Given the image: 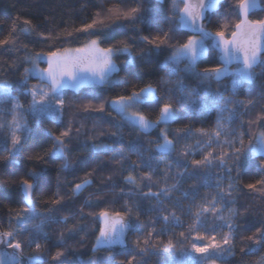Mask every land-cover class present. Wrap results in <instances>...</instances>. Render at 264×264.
<instances>
[{
	"label": "trees",
	"instance_id": "trees-1",
	"mask_svg": "<svg viewBox=\"0 0 264 264\" xmlns=\"http://www.w3.org/2000/svg\"><path fill=\"white\" fill-rule=\"evenodd\" d=\"M234 2L235 0L224 2L219 12L223 14ZM135 6H138L136 0H0V40L10 39L9 44L0 45V81H7L12 85L11 94L19 97L25 108L30 97L26 98L24 89L18 82L24 77V69L31 67L28 57L35 52L83 47L90 39L95 38L90 35L91 31H111V38L105 40L102 37L101 47L125 41L135 55L132 64L125 63L127 54L115 56V62L121 70L113 74L111 83L102 87L88 86L79 90H66V104L61 119L43 118L37 122L28 116L31 131L19 154H11V144L5 146L4 143L8 138V131L0 130V231H8L10 221L13 229L23 227L15 218L17 210L27 207L23 202L19 181L33 170H43L41 183L33 191L37 210L57 221L68 217L66 224L50 223L46 226L45 231L48 232L49 239L39 241L48 249L42 264H128L131 256H136L132 264H174L169 253L160 249L167 245L170 237L178 249H188L192 239L181 245L183 238L179 233L183 231L187 235L189 226L196 227L194 217L200 206L211 207L213 198H218L217 189L214 187L216 182H220L224 189L228 190L227 170L224 168L213 166L197 169L195 165H191L185 170V165L190 164L192 160L203 159L197 149L205 145L208 137L201 135V132L213 133L217 130L219 108L224 107V101L228 99H231L228 107L236 109V118L229 124L227 118L230 113H223L225 124L234 130L227 136L222 133L219 138V144L226 154L230 155L231 149L224 143L225 139L237 142L243 135L247 147L249 133L264 130V127H261L264 120L259 119L264 117V67L253 69L251 82H243L235 94L231 88V77L223 78L219 84L213 82L210 91L219 92L221 96L217 106H213L212 98L208 96L205 98L208 110L187 112L185 105L179 102V94L169 97L165 92L166 86L162 83L167 71L162 65L168 51H150L151 46L142 39L149 36V32L136 31V28L143 25L137 24L134 27L122 17L118 18L120 12ZM139 6H155L159 10V25L152 28V36L156 35L160 28L166 30L170 26L166 23L170 15L169 0H165L163 4L151 0V3L144 2ZM261 7L264 8V2ZM110 9L112 11H109ZM249 18H264V11L259 9L251 13ZM94 19L102 20L103 23L98 22L96 28L90 32L78 31ZM220 19L221 15H216L213 22L208 24L206 21L205 26L210 31H215ZM231 20L234 23L236 18L232 17ZM25 27L29 31H22ZM186 34L182 30L171 33L172 43L183 42ZM141 52L145 54L141 56ZM215 56L216 53L211 52L209 62L215 63ZM40 66L46 65L41 63ZM204 66L207 65H200ZM39 83L38 80L29 78V85ZM149 83L164 102L174 104L178 114V119L170 124L168 131L169 138L176 143V151L171 155L154 150V142L158 139L160 128L150 135H144L131 125L121 122L117 113L107 105L103 113L85 112L82 108L88 101L98 105L118 94L129 92L133 87H142ZM186 83L190 88H198L200 96L204 95L206 86L199 85L194 78H189ZM2 107L8 110L11 104L6 102ZM140 110L149 118L154 119L157 115L155 103L141 106ZM5 119L10 122L12 116L7 115ZM118 122L122 123L119 129L120 137L112 136L111 133L118 131ZM250 122H255L251 129L248 127ZM68 126L72 128L68 147L73 167L63 169V162L58 157L46 153L51 148L53 137L58 136ZM186 129L191 131L186 132ZM177 130H180L179 134ZM129 141H136L143 147L146 156L154 157L151 160V168L145 167L138 153L130 150ZM93 142L109 147L93 151ZM236 146L239 144L236 143ZM186 147L195 155H181V151ZM125 150L128 152L127 158L119 162L120 154ZM206 151H213L215 155L221 151V147L217 146V142H213L212 147ZM41 156L43 159L35 158ZM224 159L229 166L233 164L227 155ZM256 160L258 162L259 157ZM205 172L213 174L208 178L207 184L203 177ZM87 173L91 175H86ZM150 173L151 181L140 179ZM193 173H197L200 179ZM129 174L137 177L135 185L126 183L124 178ZM261 176H264V173L260 172L256 164H250L235 182L234 190L225 204L216 205L225 220L234 227L231 233L232 255L221 260V264H264V241L258 245L248 239L256 233L257 228H264V190H261L259 185L256 189L247 187ZM85 179L91 180V183L79 193H74V185L82 183ZM173 185L176 187L169 195L161 196L159 200L142 195L150 189L160 192ZM193 185L197 186L195 191ZM58 196L63 198L61 203L52 204L51 201ZM134 204L138 205L139 217L137 219L133 214L130 219L138 226L136 230L126 233L123 245L97 248L96 238L99 235L101 220L96 218V214L108 210L112 214L121 212L127 215L125 209ZM227 209H234L236 214L232 215ZM170 213H175L178 220H173ZM162 216H169L167 223L159 219ZM206 216L205 227L200 228L202 235L209 238L215 235L217 240H221L229 233L228 227H219L224 221L210 213ZM61 234L62 243L59 239ZM31 236L32 233L25 232L20 238L27 242ZM146 239L149 240L148 245L144 244ZM207 242L208 240L202 241ZM145 247L148 250L141 252ZM58 251H64L65 255L59 261H53L52 257ZM29 254H33V249L26 247L25 255Z\"/></svg>",
	"mask_w": 264,
	"mask_h": 264
},
{
	"label": "snow or ice",
	"instance_id": "snow-or-ice-1",
	"mask_svg": "<svg viewBox=\"0 0 264 264\" xmlns=\"http://www.w3.org/2000/svg\"><path fill=\"white\" fill-rule=\"evenodd\" d=\"M144 2L151 3V0H136L138 6L131 7L126 11H122L119 17L130 22L134 27L139 24L141 28H136L137 32H149V36L142 39L150 45V51L157 53L164 50L168 51L162 68L167 69L166 78L162 83L166 86L165 92L171 97L179 94V102L185 105L187 112L197 110H208V104L205 98L211 96L213 106H217L218 100L221 98L219 92L210 91L213 82L219 84L223 78L231 77V88L235 94L241 87L243 82H251L253 78V69L257 66L264 67V18L250 19V13L255 9L264 11L261 3L264 0H235L229 5V9L221 14L220 6L224 0H169L171 7L170 15L166 21L170 26L165 30L160 28L158 33L151 35L152 28L159 25L158 8L141 7ZM164 3V0H160ZM109 11H112L111 9ZM216 15H221V19L217 22L215 31H210L205 26L213 22ZM99 16V14H97ZM235 17L233 23L231 18ZM103 23L102 20L94 19L92 23L85 24L78 31L90 32L96 28L97 23ZM26 24L29 22H25ZM187 29L186 39L183 42L172 43L171 33ZM15 29H13V32ZM22 31L27 32V27ZM71 35V33H69ZM90 35L95 36L90 39L83 47L78 48H62L50 50L48 52H35L28 57L31 67L24 69V77L19 81V85L23 87L26 98L30 97L27 108L23 106L19 97L11 94L12 85L7 81H0V130L7 129L8 138L4 140L5 146L11 144V154L20 153L24 142L28 139L31 131L28 124V116H31L37 122L43 118H51L59 120L62 118L63 110L66 104V90H79L85 86L96 87L104 86L112 82L113 74L118 73L121 69L113 59L117 54H127L126 64H132L135 61V55L131 51L130 46L125 41H120L115 45L101 47V39L107 40L111 38L112 32L97 33L91 31ZM50 38V37H49ZM10 39L0 40V45H7ZM215 52V63L209 62L211 52ZM145 53L141 52L143 56ZM41 63L45 67H41ZM235 63L237 67L233 69L231 65ZM201 64L207 66L200 67ZM30 77L39 80V84L29 86ZM194 78L199 85L206 86L204 95L200 96L198 88H190L186 81ZM192 97H198L193 99ZM10 103L11 108L5 110L2 105ZM155 103L157 108L156 117L149 118L141 111V106L152 105ZM231 99L224 101V107L219 108L217 117V130L213 133L201 132V135L207 136L208 140L202 148L197 151L203 156V159L192 160L190 164L185 165V170L191 165H195L197 169H208L213 166H219L227 170L226 179L228 181V190L224 189L220 182H216L214 187L217 189V197L213 198L211 207L200 206V210L195 213L196 227L189 226L188 234L180 232L179 236L183 238L181 245L192 239V243L188 249L183 247L177 248L170 237L166 246L162 251L168 252L170 259L174 264H217L222 257L226 259V255H232V231L234 227L225 220L221 214V210L216 205L225 204L231 191L234 190V184L241 178L242 171L250 164L255 163L261 173H264V130L257 133H249L247 147L243 135L237 142L225 139L224 143L228 144L231 154L228 155L223 151L219 144V138L222 133L225 136L230 135L234 130L230 129L224 120L223 113L229 112L227 120L230 124L236 118V109L228 107ZM238 104L240 102H237ZM109 106L120 117V121L131 125L134 129L145 135L153 130L160 128L157 133L158 139L155 143V152L171 155L176 151V143L169 138L167 126L178 119V114L174 104L164 102L157 93L152 84H146L142 87H133L125 94H118L111 99L104 100L98 105H94L92 101H88L82 105L85 112L105 111V106ZM19 110V111H17ZM7 115L12 116L9 122L5 119ZM259 119L264 120V117ZM253 123L250 122L248 127L251 129ZM164 126L161 128V126ZM122 123L118 122L117 132L111 133L112 136L120 137L119 129ZM264 127V125H261ZM180 130H177L179 134ZM190 132L191 129H186ZM72 136L71 126L65 127L58 136L53 137V143L46 155L62 158L64 163L63 169L72 168V162L69 159L70 149L68 142ZM213 142H217V146L221 147V151L214 155L213 151H206L212 147ZM236 143L239 146H236ZM109 147L106 144L92 143L93 151H100ZM129 148L138 153L141 163L151 168V160L154 157L145 155V151L136 141H129ZM127 150L122 151L121 161L127 158ZM181 155H195L187 147L181 151ZM233 161L229 166L224 157ZM259 157L257 162L256 158ZM43 159V157H35ZM219 162L218 164L216 162ZM42 171L33 170L27 174V177L19 181L23 202L27 207L19 209L15 212L16 222L23 225L21 228H10L8 231H0V264H42L44 254L47 252L46 245H42L41 239L47 241L49 239L48 232L45 228L50 223H67L68 217H62L60 220H54L51 216L38 211L35 201L33 200V191L38 188L42 180ZM86 175H91L87 173ZM182 175V174H180ZM197 179L200 176L193 173ZM213 175L210 172L203 173L205 183L208 178ZM126 183L135 185L137 177L129 174L125 178ZM141 180L151 181V173L140 178ZM91 180L85 179L82 183H76L73 188L74 193H79ZM257 185L264 190V176L257 179L254 183H249V189H256ZM162 189L160 192H153L151 189L147 193H142L145 198H156L159 200L161 196L167 197L169 192L175 188ZM196 185H193L195 191ZM187 196V193H185ZM62 197L52 200V204H60ZM138 205H133L125 209L127 215L121 212L110 213L103 210L96 214V218L102 221L99 227V235L96 238V247L111 248L115 245H123L124 237L129 230H136L138 227L134 225L130 217L135 214L139 217ZM232 215H235L234 209H227ZM191 211V209H189ZM212 214L214 217L224 221L219 227H228L229 233L225 234L221 240H217L215 235L210 238L202 235L200 228L205 227L207 216ZM173 220H178L175 213H170ZM203 218V219H202ZM165 223L168 222L169 216H162ZM38 221L37 223L28 222ZM155 223V221H153ZM32 233L31 238L25 242L20 237L25 233ZM193 233L195 235L193 236ZM60 242H63V235L60 236ZM255 244H261L264 241V228H257L256 233L248 237ZM208 240L207 243L202 241ZM140 241H137L139 245ZM144 244L148 245L149 240H144ZM32 248L33 254L25 255V248ZM155 249V245L152 246ZM11 250V251H9ZM147 247L141 249V252L147 251ZM65 255L64 251H58L53 257V261H59ZM136 260V256H131L128 264Z\"/></svg>",
	"mask_w": 264,
	"mask_h": 264
},
{
	"label": "water",
	"instance_id": "water-1",
	"mask_svg": "<svg viewBox=\"0 0 264 264\" xmlns=\"http://www.w3.org/2000/svg\"><path fill=\"white\" fill-rule=\"evenodd\" d=\"M155 2H157V3H159V4H163V3H160V0H154ZM165 1V0H164ZM227 0H224V2H226ZM259 9H255V10H253V12L252 13H254V12H256V11H258ZM251 14V13H250ZM183 32H186V33H188V30L187 29H181ZM235 66H237L235 63H233L232 65H231V67H235ZM258 67V66H257ZM256 68V67H255ZM254 68V69H255ZM157 129H155V130H153L151 133H149V134H147V135H150V134H152V133H154L155 131H156ZM145 135V134H144ZM63 163H64V160L62 159V158H59Z\"/></svg>",
	"mask_w": 264,
	"mask_h": 264
},
{
	"label": "rangeland",
	"instance_id": "rangeland-1",
	"mask_svg": "<svg viewBox=\"0 0 264 264\" xmlns=\"http://www.w3.org/2000/svg\"><path fill=\"white\" fill-rule=\"evenodd\" d=\"M115 58V56L113 57V59ZM115 60V59H114ZM237 66H235V67H232L233 69H235ZM30 78H33V79H36V80H38L37 78H35V77H30ZM39 81V80H38ZM29 86H31V85H29ZM85 87H88V86H85ZM172 123V122H171ZM170 123V124H171ZM170 124L167 126V130L169 131V126H170ZM162 127H164L163 125L161 126V128ZM101 225H102V221H101ZM116 246H119V245H115V246H113V247H116ZM101 248H107V247H101ZM112 248V247H111ZM9 251H11V250H9ZM226 255V259L228 258V255L227 254H225ZM221 260H225V258H221V259H219L218 261H217V264H221L220 262H221Z\"/></svg>",
	"mask_w": 264,
	"mask_h": 264
}]
</instances>
